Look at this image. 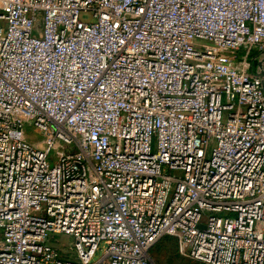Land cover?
I'll return each mask as SVG.
<instances>
[{
    "label": "built area",
    "instance_id": "2783aa9c",
    "mask_svg": "<svg viewBox=\"0 0 264 264\" xmlns=\"http://www.w3.org/2000/svg\"><path fill=\"white\" fill-rule=\"evenodd\" d=\"M262 71L264 0H0V264H264Z\"/></svg>",
    "mask_w": 264,
    "mask_h": 264
},
{
    "label": "rangeland",
    "instance_id": "374dc122",
    "mask_svg": "<svg viewBox=\"0 0 264 264\" xmlns=\"http://www.w3.org/2000/svg\"><path fill=\"white\" fill-rule=\"evenodd\" d=\"M81 19L84 22H90L91 18L88 13H82ZM28 136L30 141H37V145L41 144V138L39 136H33L31 131H28ZM58 242L59 244H55V246L61 251L64 257L74 259L75 256L73 254L67 253V248L69 247L71 240L66 237H60ZM151 258L153 264H203L201 262L191 260L179 241L171 237L164 238L155 247V249L151 252Z\"/></svg>",
    "mask_w": 264,
    "mask_h": 264
},
{
    "label": "trees",
    "instance_id": "16d2710c",
    "mask_svg": "<svg viewBox=\"0 0 264 264\" xmlns=\"http://www.w3.org/2000/svg\"><path fill=\"white\" fill-rule=\"evenodd\" d=\"M166 237H170V236H165V237H163L156 245H155V247L164 239V238H166ZM171 238H173V237H171ZM175 239V238H174ZM155 247L152 249V251L155 249ZM151 251V252H152ZM204 264V263H203Z\"/></svg>",
    "mask_w": 264,
    "mask_h": 264
},
{
    "label": "water",
    "instance_id": "95a60500",
    "mask_svg": "<svg viewBox=\"0 0 264 264\" xmlns=\"http://www.w3.org/2000/svg\"><path fill=\"white\" fill-rule=\"evenodd\" d=\"M260 77H261V78H264V72H263V71L261 72ZM263 89H264V81H263ZM152 264H153V263H152Z\"/></svg>",
    "mask_w": 264,
    "mask_h": 264
}]
</instances>
